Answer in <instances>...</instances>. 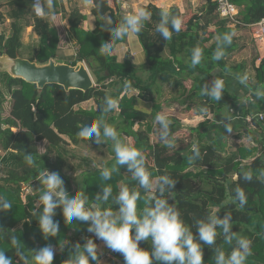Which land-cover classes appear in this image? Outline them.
<instances>
[{
    "label": "trees",
    "instance_id": "trees-1",
    "mask_svg": "<svg viewBox=\"0 0 264 264\" xmlns=\"http://www.w3.org/2000/svg\"><path fill=\"white\" fill-rule=\"evenodd\" d=\"M231 1L240 9L239 22L235 26L230 24L229 19L220 16L215 0H207L199 11L188 17L183 15L178 6L172 7L168 12L181 18L182 28L178 33L173 32L172 38L167 41L155 31L160 12L164 9L154 4L147 5L145 9L150 12V19L144 22L142 31L136 34L147 56L143 66L136 65L129 58L120 61L113 53H101L102 44L111 39V32L106 27L119 25L123 18L118 16L109 0H95L92 8L96 17L94 30L84 29L82 23L86 15L78 8L73 9L69 17V34L76 42L78 52L67 62L76 65L78 61H85L95 80V86L88 91H67L60 84H48L39 91L34 83L0 72V198L12 205L9 210L0 211V250L6 252L13 264H22L11 243L13 236L30 261L35 250L51 245L55 250L53 264H64L77 243L83 245L88 239L98 242L94 234L88 232V223L77 221L73 225L66 224L62 209L59 208L54 217L60 225L59 233L56 237L44 238L37 217L32 215L37 210L42 187L38 174L44 169L58 172L69 194L82 187L90 203H94L102 186L110 185L113 197L121 186L139 191L141 199L137 202L138 211L148 206V194L139 187L138 181L127 171V166H118L111 180L107 181L100 175L102 168L93 167L91 159L85 157L82 160L88 168L83 170L80 179L63 171L68 153L62 147L94 142L78 137L77 132L81 127L100 119L106 95L117 101V108L103 114L104 119L117 129L124 142L126 138H132L131 145L145 157L146 168L153 182L164 174L177 181L167 196L170 203L176 204L194 233L195 220L205 217L209 212H216L223 217L230 211L232 231L251 242V254L246 264H264V147L258 156L255 155V148L238 146V155L222 151L217 143L207 137L205 129L210 124L209 119L200 122L195 129L189 128V141L180 146L169 147L176 140L174 134L185 128L184 122L178 118H170L169 141L154 143L151 138L155 117L162 110L160 99L165 95L166 88L171 89L174 95H179V103L188 104V107L195 104L199 114L216 113L232 104H244L226 86L219 101L204 94L205 85L210 87L216 78L220 79L219 74L239 73L244 79L249 77L245 74L244 63L231 61V56L240 47L236 34L231 45H223L224 56L220 60H214L213 55L225 34L235 33L237 29H249V24L264 18V0ZM32 3L33 0L11 1L10 15L14 19L12 33L10 36L0 35V52H7L12 57L22 55L23 33L29 22H24V17L30 16L40 36L30 59L46 63L58 56L60 37L50 15L63 9V1L53 0L54 7L50 14L43 17L32 12ZM119 42H114V49ZM196 47L202 49L203 55L201 63L193 67L191 55ZM256 78L263 84L264 59L257 68ZM185 82L189 84L186 86ZM132 91H138V94ZM9 96L12 106L10 114L5 116L4 104ZM89 100H95L96 106L81 107L82 103ZM250 104L246 102L243 105L247 108L246 114L251 112ZM260 105V110L264 111V99ZM136 124L145 127L136 128ZM42 140L48 142L49 152L39 151L38 142ZM263 142L264 138L260 143ZM53 149L57 151L55 158L51 156ZM111 151L114 152L113 149ZM196 151L199 156L192 159ZM26 154L32 155V165L26 162ZM250 157H254L252 161ZM114 163L115 158L108 161L106 166L111 167ZM244 173H250L252 180L245 181ZM76 182H79L77 188L74 187ZM237 186L242 187L247 196V203L243 207L234 200ZM108 206L115 208L111 198ZM234 245L235 241L227 242L222 232L218 235L216 246L226 253ZM140 246L151 247L147 241H142ZM98 254L101 261L103 255L100 251ZM106 254V264H124L121 254L109 249H106ZM204 264H215L214 250L207 245L204 246Z\"/></svg>",
    "mask_w": 264,
    "mask_h": 264
},
{
    "label": "clouds",
    "instance_id": "clouds-1",
    "mask_svg": "<svg viewBox=\"0 0 264 264\" xmlns=\"http://www.w3.org/2000/svg\"><path fill=\"white\" fill-rule=\"evenodd\" d=\"M54 7L53 0H33L32 12L39 17L50 14ZM150 12L141 7L123 16L122 22L115 26H107L111 32V39L105 41L100 47L104 55H110L114 49V42L126 38L131 34H139L144 22L150 19ZM182 20L179 16L170 15L167 9L161 10L160 21L155 26V31L167 40L172 38L173 32H179ZM235 33L225 34L221 45H218L214 60L224 56L223 45H231ZM202 49L196 47L192 50L191 65L195 67L201 63ZM224 81L216 78L209 87L205 85L204 94L217 101L221 100L224 92ZM261 95V93H257ZM117 108V101L111 96L104 97L101 106V117L90 125L81 127L77 132L78 137L85 140H94L97 144L105 141L113 142L115 163L111 167H103L100 175L103 180H111L113 172L118 166H127V171L138 181L139 187L148 194L149 204L138 211L137 202L141 193L135 189L130 190L121 186L118 194L112 196V187L102 186V191L95 196L94 203L81 187L73 194H69L65 181L55 171H44L38 174L41 192L37 200V210L32 212L39 222V228L45 239L56 237L59 233V222L54 220L56 210L62 209L64 222L69 225L75 222L88 223V232L95 238L103 241L104 245L112 252L119 253L124 258V264H204V246L214 250L215 264H246L247 257L251 254V242L243 236L232 231V215L227 211L223 217L216 212H209L203 218L195 220V233L192 226L183 218L175 203H170L167 193L176 185V180L168 174L160 175L154 183L150 172L146 168L145 157L136 147L124 142L117 129L107 123L103 114L110 113ZM231 117H225L229 121ZM155 121L160 126L162 140L169 136L170 121L161 113L157 114ZM226 130L231 132V128ZM172 145L169 144V147ZM199 156L196 151L192 159ZM25 160L29 165L34 163L31 154H26ZM243 179L251 181L252 175L244 173ZM155 189V191H154ZM234 200L243 207L247 203V196L242 187L234 189ZM115 208L108 206L109 199ZM11 203L0 198V211H7ZM222 232L224 239L231 243L235 241L230 252H225L216 246L217 237ZM150 243V248L141 247V242ZM11 243L16 250V255L22 264H53L55 250L51 245L44 246L34 251L31 261L24 255L16 237H11ZM61 247H63L61 245ZM0 250V264H13V260ZM101 264L97 251V244L93 239L86 243L75 245V250L64 264Z\"/></svg>",
    "mask_w": 264,
    "mask_h": 264
},
{
    "label": "crops",
    "instance_id": "crops-1",
    "mask_svg": "<svg viewBox=\"0 0 264 264\" xmlns=\"http://www.w3.org/2000/svg\"><path fill=\"white\" fill-rule=\"evenodd\" d=\"M13 0H0V35L4 34L6 36H10L12 33V23L14 19L11 17V7L10 3ZM63 1V9L58 12L52 13L50 15V19L52 20L54 26L58 30V34L60 37L59 42V51L58 56L55 58L60 62H67L68 59L77 55L78 46L76 42L70 37L69 29L70 22L69 17L73 9L78 8L80 12L86 15V19L82 23V27L86 30H94L96 28V17L92 12V8L95 5V0H62ZM111 6L114 8L115 12L118 16L123 17L124 15L133 12L134 10H138L141 7L145 8L149 4L157 5L163 9H167L168 11L174 7L178 6L182 11L185 17H188L191 13L199 11L206 3L207 0H109ZM26 19L24 22H27L26 29L23 33L22 41L24 43L23 48L21 49L22 57L29 58L32 55L33 49L39 43V34L34 29V20L30 16H25ZM244 29H237L235 31L236 36L238 37L239 42V52L245 55L241 57L238 61L234 62L237 64L244 63L246 65L245 74H248V78L244 79L243 76L239 73H228V74H219L220 79L224 81V85L235 95L241 98V101L246 104H250L249 112L250 114H254L260 110V101L264 99V82L263 84L259 83L256 75L257 68L260 67L262 60L264 59V49L262 53L259 52L256 43V50L254 56L249 55L248 46L242 43L241 36L243 34ZM252 35V34H251ZM253 39V37H252ZM254 41V39H253ZM255 42V41H254ZM115 54L120 61H124L129 58L133 63L138 66L145 65L147 61L146 53L142 47V44L136 34H131L124 39H121L120 42L116 45L114 51ZM262 57V60H259ZM233 62V60H232ZM244 74V75H245ZM259 83V84H258ZM257 93H261V95H257ZM138 94V93H135ZM166 94V93H165ZM170 94V93H169ZM173 95V93H171ZM170 94V95H171ZM93 100L88 101V103ZM7 103L9 104V109L11 110L12 99L9 96ZM243 104V105H244ZM241 104H232L228 108L223 109L222 111H218L216 113H209V117L205 116V119L210 120V124L207 130V137L209 140L214 141L219 145L222 150L227 151V147H229L231 139L235 141L232 145V150L228 151L234 154L238 153V146L248 149H256V156L261 153L263 150V144L260 143L264 138V128L254 130L245 119L248 114L246 106L244 107ZM81 107H84V103L81 104ZM92 108V107H91ZM10 114V113H9ZM197 118L199 115L198 112L194 113ZM208 114V113H207ZM249 114V115H250ZM225 117H231L229 121L225 120ZM204 119V120H205ZM194 120V119H193ZM203 120V121H204ZM188 121V120H187ZM184 122V121H183ZM202 122V121H201ZM200 123V122H199ZM198 123V124H199ZM227 127L231 128V132L226 130ZM185 124L184 130L190 131L189 128L195 129V123ZM190 134V133H188ZM212 138V139H211ZM231 149V148H229ZM2 155L5 152H1ZM254 158V157H253ZM250 157V161L253 160ZM104 259L102 260V262ZM107 261V259H106ZM101 264H106L105 262Z\"/></svg>",
    "mask_w": 264,
    "mask_h": 264
},
{
    "label": "rangeland",
    "instance_id": "rangeland-1",
    "mask_svg": "<svg viewBox=\"0 0 264 264\" xmlns=\"http://www.w3.org/2000/svg\"><path fill=\"white\" fill-rule=\"evenodd\" d=\"M252 32L250 31V29H244L243 34L241 36V40L243 44H246L248 46V53L249 55L254 56L255 50H256V46H255V42L252 39ZM243 54L241 52H239V49L231 56V61L233 60V62L238 61L241 57H243ZM246 56V55H245ZM186 86L189 84V82H185ZM166 94L160 99L161 104H162V110L159 112V114L163 113L165 114L169 121L171 117L174 118H178L181 121H184L186 124L188 123V121H190V123H195V127L197 126V124L201 121H203L205 119V116L199 115L197 118L194 116L195 112H197V109L195 107V104H193V106L190 104V106L188 107V104H181L178 102V94L173 95L172 90L166 88ZM138 93V91H132L131 93ZM171 95H170V94ZM90 101V100H89ZM96 103L95 100H93L92 102L88 103V101L84 102V108H91V107H95ZM5 107V112L4 115L8 116L10 113V109H9V104L6 102L4 104ZM206 117H209V113L205 114ZM194 119V120H193ZM188 120V121H187ZM170 123H172V121H170ZM141 125L136 124V128H139ZM141 127H145V126H141ZM15 130H17V128H14ZM208 130V127L205 129V131ZM190 132L184 130V128L180 129L178 132H176L174 134V138L176 139L175 142L173 144H171L172 146H180L183 145L185 143H187V141H189V134ZM151 138L152 141L154 143H165L167 141H169V136L167 140H162L161 139V135H160V126L159 124L154 121V129L151 133ZM212 139V138H211ZM126 143L128 144H132L133 140L132 138H126ZM228 141H230L229 147H227V151L232 150V145L235 141L228 139ZM171 146V147H172ZM66 150V152L68 153L66 158V162L64 164V168L63 171L64 173H70L74 178H79L82 175L83 170L87 169L88 166L87 164L82 160V158H89L91 159V165L93 167L99 166L100 168H103L106 166L107 162L114 159L115 158V153L111 151V149H113V142L110 141V143L108 144L107 141L101 143V144H97L95 141L94 142H86V143H82L79 146H75V145H68V146H64L62 147ZM111 148V149H110ZM231 148V149H229ZM38 149L40 152L44 153L46 151L49 152V144L46 140H42L38 142ZM222 150V149H221ZM223 151V150H222ZM57 155V151L55 149L52 150L51 152V156L53 158H55V156ZM72 167V168H71ZM157 180H154V183ZM79 182L74 183V187L77 188ZM97 244V250L100 251V253H102L103 257L101 259H104V261L102 263H107L106 261V249H108L103 241L98 240Z\"/></svg>",
    "mask_w": 264,
    "mask_h": 264
},
{
    "label": "water",
    "instance_id": "water-1",
    "mask_svg": "<svg viewBox=\"0 0 264 264\" xmlns=\"http://www.w3.org/2000/svg\"><path fill=\"white\" fill-rule=\"evenodd\" d=\"M0 72L34 83L39 91L48 84H60L67 91H88L95 86L94 77L84 61L72 65L50 58L46 63H39L37 59L31 60L19 54L12 57L7 52H0Z\"/></svg>",
    "mask_w": 264,
    "mask_h": 264
},
{
    "label": "built area",
    "instance_id": "built-area-1",
    "mask_svg": "<svg viewBox=\"0 0 264 264\" xmlns=\"http://www.w3.org/2000/svg\"><path fill=\"white\" fill-rule=\"evenodd\" d=\"M215 1L217 2V12L220 16L229 19L232 26L237 25L239 22V7L231 0ZM248 28L252 32V37L259 52L262 53V50L264 49V18L258 22L249 24ZM259 60H262V57H260ZM245 119L254 130L264 128V111H258L254 114L248 115Z\"/></svg>",
    "mask_w": 264,
    "mask_h": 264
}]
</instances>
